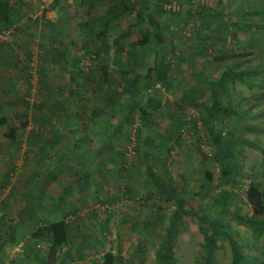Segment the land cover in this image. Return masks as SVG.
Masks as SVG:
<instances>
[{"label":"rangeland","instance_id":"1","mask_svg":"<svg viewBox=\"0 0 264 264\" xmlns=\"http://www.w3.org/2000/svg\"><path fill=\"white\" fill-rule=\"evenodd\" d=\"M172 3L174 12L156 17L163 30L166 62L170 63L166 85L140 89L136 95L140 106L149 109L155 125L146 129L134 112L123 128L112 134L114 123L125 115L124 107L111 118L108 114L90 119L91 110L105 102L104 86L98 88L96 81L90 80L94 51L99 46L92 19L105 11L111 0H9L11 23L0 28V116L7 119L6 125H0V221L9 224L15 220L17 224L10 237L11 251L5 253L0 246V264H21L22 248L30 246L29 236L52 219L67 221L72 232L68 245L58 247L57 259L48 256L47 262L100 264L110 252L113 264H158L156 255L167 243L175 199L167 201L165 194L157 191L146 173L147 166L161 176L168 174L178 196L185 200L184 210L191 213L176 223L172 247L176 264L203 263V234L194 213L223 221L222 228L241 244L246 256L243 264H264V229L234 218L235 214L250 213L245 197L250 184L264 189V0ZM201 6L222 13V25L227 27L220 35L222 41L201 42L217 25L212 22L207 29L203 27L193 12ZM145 31L135 11L111 24L108 42L112 49L107 59L111 82L144 81V73L153 67L159 52L153 43L131 48ZM115 38L120 40L121 51L113 45ZM222 50L251 56L244 62L245 56L214 63L213 55ZM246 68L250 71L242 81L228 83L221 103L235 113L209 119L204 125V109L195 104L209 102L208 80L225 70ZM52 99L63 104L65 114L59 109L48 110ZM176 121L183 125L175 127ZM10 127L17 129L12 141L6 137ZM208 128L221 132L231 143L239 167L227 177L214 160ZM97 132L124 156L106 150L99 154ZM146 137L151 142L144 147ZM80 140L82 146L76 147ZM46 146L47 150H42ZM100 162L105 171L98 173ZM81 166L90 173L91 183L78 190L73 187L77 176L70 168L79 172ZM205 172L210 173L209 180ZM42 184L47 191L38 201L35 196ZM65 187L74 189L63 195L60 203ZM224 192L229 196L220 208L214 202ZM32 203L41 223L33 215V228L18 221L26 212L31 215L27 208ZM24 240L26 244L20 245ZM46 246L39 240L36 248ZM214 264H231L230 246L222 235L217 238Z\"/></svg>","mask_w":264,"mask_h":264},{"label":"trees","instance_id":"2","mask_svg":"<svg viewBox=\"0 0 264 264\" xmlns=\"http://www.w3.org/2000/svg\"><path fill=\"white\" fill-rule=\"evenodd\" d=\"M111 2L112 4L108 6L103 13L94 16V18L92 19V24L97 29L94 37L95 40L99 43V46L97 50L94 51V70L91 71L90 80H95L98 88L104 86L105 102L102 105L95 106L91 110L90 119H99L100 117L106 116L108 114L110 115L109 118H111L112 116H114V112H117L119 109L124 107L126 111L125 115L123 116V118H121L120 121L114 123L112 134L120 131L123 128L124 121L129 119V117L134 112L138 113L143 123V127L148 129L151 126H154L155 123L153 119H151L149 109L142 108V106H140L139 102L136 100V95H138L140 89H151L156 84H160L161 86L166 85L167 71L169 69L170 63L166 62V55L163 52L164 36L160 33L163 30L160 23L157 22L156 17L160 14H167V12H174L167 7L172 3V0H111ZM132 11L136 12V17L140 20L142 27L145 28L146 31L138 42L131 44V48L133 49L137 46L143 47L145 45L147 47H150V43H153L155 46L159 47V52L155 56L156 59H154L153 67L147 68L146 73H144L143 82H141V80H138V78H133L130 80L126 79L124 80V82H111L109 79H107V59L109 51L110 49H112V45H110L108 42V32L112 23L119 21L123 16ZM193 12L198 17V19H200L201 24L206 29L208 28L210 23L217 22L216 28L209 31L210 35L202 36V38L200 39L201 42L204 43L207 40H210V43L214 42L215 40L222 41L220 35H223L222 33H226L227 27L222 25V13H220L219 9H210L206 6H201L199 8H196ZM10 23L11 14L9 0H0V28H6ZM113 45L119 47L117 51L122 50L119 39L115 38V40H113ZM62 55L63 54H60L58 56L57 61L62 57ZM243 56H245V58L242 62H244L249 56H251V54H233L229 51L222 50L213 55L212 61L214 63H223L227 62L228 60ZM249 71L250 70L248 68L242 70L229 69L223 71L220 76H218V78L208 80L207 90L209 91V102L207 104H195L199 108L204 109V113L206 114L204 125H206V122H208L209 119H214L219 116H229L235 113L232 108L222 106L221 103L223 97L227 94L228 83H230L233 79L242 81L243 77L247 73H249ZM197 75L198 77L203 76V74L200 73H197ZM77 79L78 78L76 76V83L78 82ZM118 83L119 85H121V88L118 87ZM125 96L126 100L124 101L122 98H124ZM151 101L152 100H150V102ZM158 103L159 102L156 103L157 106H159ZM149 105L150 103L147 107H150ZM56 109H59L61 111V114H65V107L63 106V104L57 99H52L48 110L50 112H53ZM112 119H114V117ZM176 122L177 123L175 127L180 128L183 125V123L181 122ZM45 123L47 124L49 122L45 121ZM6 124V117L0 116V125ZM94 126H97V122ZM21 127L24 128L25 124H22ZM16 131L17 129L15 127H10L8 133L6 134V137L10 141H12L15 138ZM208 133L211 137L212 145L215 151L214 160L220 165L222 174L227 177L239 167L235 158V154L231 149V143L228 139L222 137L223 135L221 132H214L212 129H209ZM96 135L98 136V138L96 139L100 141L97 144L99 154L102 153V151L106 150L108 151V153L114 152L115 154H117V156H124V152L121 151L116 153L113 150V146L107 144V139L106 137H104V135L101 136L98 132L96 133ZM82 140H80V142H76V147L82 146ZM145 142L146 143L144 144V147L150 145L151 138L146 137ZM48 143L50 142L46 140L45 145H48ZM42 150H47V146L44 148L42 147ZM262 152L264 153V150H262ZM73 156H77V154H74ZM103 166H105L103 162L98 163V173L105 171ZM81 167L82 168L79 170V172H75L74 170H72V168H70V173L77 176L73 187L78 190H83V187L85 185L88 186V184L91 183L90 173L86 172L85 167ZM123 167L121 169H123ZM146 173L153 182L154 187L157 188V191L160 194H165L167 201L175 199V210L173 211L172 221L168 227V231L166 234L167 243L163 250L157 253L156 260L158 261V264H176V259L172 248L176 243V223L183 215H191V213L184 210L185 200L182 197L178 196V193L172 186V182L169 179L167 173L164 172V175L161 176L157 174L150 166H147ZM205 174L206 178L209 180L211 178L210 173L205 172ZM32 178L34 177L31 176V179ZM74 188L65 187L63 189V194L58 198L59 202L62 203L64 199L63 195H67L69 191L73 190ZM38 191L39 193H41L42 189H39ZM228 196L229 194L227 192H224L223 194L219 195L218 199H216L214 203L222 208L226 205ZM245 197L249 205L250 213L246 216L235 214L234 218L241 224L264 229V189L259 190L254 184H250L245 192ZM29 208L30 209L28 211L29 213H31L32 217L33 215L36 216V204L32 203ZM26 215H28V212H26ZM193 215L196 216L200 232L203 234L205 253L202 264L215 263L216 242L218 236L220 235L226 238L230 246L231 264L244 263V261L246 260V256L242 252L240 242L236 240L230 232L222 228L224 223L221 219L217 217L210 218L209 216L196 213H194ZM28 216H30V214ZM71 231L72 229L70 227V224L65 220L52 219L43 228L36 229L32 233V236L49 244V255H53L58 247L67 245V240L71 236ZM2 239L3 238L0 237V241ZM113 262L114 256L110 252H108L103 255V260L100 264H113Z\"/></svg>","mask_w":264,"mask_h":264},{"label":"crops","instance_id":"3","mask_svg":"<svg viewBox=\"0 0 264 264\" xmlns=\"http://www.w3.org/2000/svg\"><path fill=\"white\" fill-rule=\"evenodd\" d=\"M46 186V185H45ZM45 186L42 184L41 185V189H42V192L39 193L38 191V194L39 195H36L35 196V200L37 199L38 201L41 200L40 196L43 197V195L45 194V191H47V189L45 190ZM44 190V191H43ZM2 209V208H1ZM30 208H28L29 210ZM57 212V211H56ZM53 213V212H52ZM34 217H37L35 220L39 223V225L41 226V223L39 221V218L38 216H34ZM18 221L19 223H30L31 224V228L35 227L34 224H33V217L32 215L28 216V215H25V216H19L18 217ZM67 222V221H66ZM0 237H2L3 239L0 241V246L3 247L5 253H9V250L10 247H11V242H12V239L13 238V231L15 230L16 228V224H17V221L13 220L12 223H9V224H6L5 221H0ZM8 225V226H7ZM46 224H44V226H46ZM7 229V233L4 232V230ZM38 229V228H36ZM34 232V231H33ZM32 232V233H33ZM72 232V231H71ZM8 237V238H7ZM11 237V238H10ZM30 237V246H26L27 248H22L23 251H25V255H21L19 261L21 264H54V261L52 263L50 262H47V258H54V259H57L58 257V254H56V251L53 255H49V244L46 243V248H36V246L38 245V242L39 240L34 238L32 236V234L29 236ZM7 238V240H5ZM10 240V241H9ZM69 243V239L67 240V245ZM25 245V240L24 242H21L20 245ZM24 247V246H23ZM70 248H66L67 251H69ZM36 252V255H32L31 253H34ZM49 256V257H48Z\"/></svg>","mask_w":264,"mask_h":264},{"label":"built area","instance_id":"4","mask_svg":"<svg viewBox=\"0 0 264 264\" xmlns=\"http://www.w3.org/2000/svg\"><path fill=\"white\" fill-rule=\"evenodd\" d=\"M167 7H168V9L170 8L172 11H175V9H176L174 3L168 5ZM42 8H43V5L41 6V9H42ZM4 39H5V37H4Z\"/></svg>","mask_w":264,"mask_h":264}]
</instances>
